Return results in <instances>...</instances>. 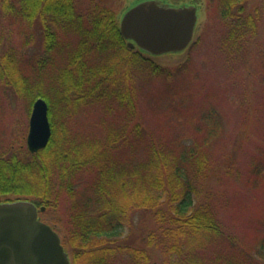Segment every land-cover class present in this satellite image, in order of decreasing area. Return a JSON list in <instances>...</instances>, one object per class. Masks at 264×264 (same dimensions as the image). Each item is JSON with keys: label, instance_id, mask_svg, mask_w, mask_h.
Segmentation results:
<instances>
[{"label": "trees", "instance_id": "1", "mask_svg": "<svg viewBox=\"0 0 264 264\" xmlns=\"http://www.w3.org/2000/svg\"><path fill=\"white\" fill-rule=\"evenodd\" d=\"M211 2L231 19V41H247L251 30L255 42L263 19L257 7L246 8L248 0ZM1 5L0 86L25 100L29 116L34 101L44 98L52 134L37 152L28 149V127L22 139L0 144V202L33 201L45 207L41 219L60 210L63 216L51 223L64 234L71 264H114L125 254L130 260L124 264H264V235L253 253L205 194L208 145L223 127L219 112L201 115L192 142L187 134L157 137L136 115L137 81L161 77L169 94L181 92L174 82L191 71L195 47L184 51L188 60L163 67L153 55L128 47L111 7L92 0ZM34 22L43 37L39 52L29 49ZM77 112L86 135L72 124ZM139 214L154 223L143 247H134L120 236Z\"/></svg>", "mask_w": 264, "mask_h": 264}, {"label": "rangeland", "instance_id": "2", "mask_svg": "<svg viewBox=\"0 0 264 264\" xmlns=\"http://www.w3.org/2000/svg\"><path fill=\"white\" fill-rule=\"evenodd\" d=\"M92 1L115 10L119 23L124 12L142 0ZM163 1L196 3L199 7L197 28L189 46L195 47L191 53V71L174 82V86L180 84L181 92L175 89L170 94L161 77L140 78L136 87V115L145 130L157 137L167 133L187 134L192 142L196 127L202 123L201 115L211 108L219 112L223 127L220 135L208 145L211 167L205 194L218 207L229 232L246 248L254 250L264 235V180L254 173L259 166L258 172L261 171L264 179V0L245 3L250 11L254 12L257 7L262 13L255 42L251 30L246 33L247 41H231L228 24L231 19L222 18L211 0L210 3L209 0ZM29 26L34 40L29 49L39 52L43 38L40 24L34 22ZM153 59L163 67H173L188 60V52L167 53ZM0 104V144L10 145L22 139L27 127L29 131L30 116L25 100L14 98L1 86ZM72 124L78 134L86 135L81 113L77 112ZM61 215L60 210L49 211L47 219L42 220L57 228L51 218ZM153 223L149 214L136 215L132 224L124 226L120 237L131 246L143 247L144 237ZM120 257L114 264L130 260L129 254Z\"/></svg>", "mask_w": 264, "mask_h": 264}, {"label": "water", "instance_id": "3", "mask_svg": "<svg viewBox=\"0 0 264 264\" xmlns=\"http://www.w3.org/2000/svg\"><path fill=\"white\" fill-rule=\"evenodd\" d=\"M198 11L197 5L142 0L124 12L120 33L128 47L153 56L181 53L194 39ZM48 109L42 97L33 103L27 135L31 152L45 148L50 140ZM44 210L30 200L0 202V264H71L59 233L39 217Z\"/></svg>", "mask_w": 264, "mask_h": 264}, {"label": "flooded vegetation", "instance_id": "4", "mask_svg": "<svg viewBox=\"0 0 264 264\" xmlns=\"http://www.w3.org/2000/svg\"><path fill=\"white\" fill-rule=\"evenodd\" d=\"M165 2H167V1H165ZM169 3V2H168ZM169 4H171V5H175V6H181V5H196V3H182V4H174V3H169ZM199 8V7H198ZM126 43H127V41H126Z\"/></svg>", "mask_w": 264, "mask_h": 264}]
</instances>
